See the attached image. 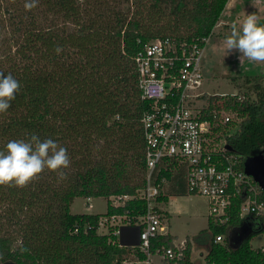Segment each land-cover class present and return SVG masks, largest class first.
Returning <instances> with one entry per match:
<instances>
[{
  "label": "trees",
  "instance_id": "obj_1",
  "mask_svg": "<svg viewBox=\"0 0 264 264\" xmlns=\"http://www.w3.org/2000/svg\"><path fill=\"white\" fill-rule=\"evenodd\" d=\"M25 2L0 0V72L21 84L11 107L0 114V150L35 134L65 147L71 163L63 180L45 170L27 187L0 186V264H131L125 261L145 257L138 247L120 246L117 235L98 228L103 216L145 212L138 198L119 206L110 201L146 185L141 119L147 102L140 97L134 58L156 38L211 36L229 0H39L31 11ZM246 77L249 84L258 80ZM253 89L256 97L244 93V101L211 96L244 116L229 143L245 156L264 146V85L257 82ZM161 177L170 179L171 194H189L179 175L164 171ZM100 196L108 200L105 213H72L75 198ZM239 203L225 224L209 219L208 264H264V252L250 244L264 231L261 224L252 225L254 232L240 247L229 241L231 231L245 223ZM219 234L226 239L216 243ZM174 240L158 236L151 252ZM18 241L28 251L21 253ZM191 252L188 244L185 258L171 264H193Z\"/></svg>",
  "mask_w": 264,
  "mask_h": 264
},
{
  "label": "built area",
  "instance_id": "obj_2",
  "mask_svg": "<svg viewBox=\"0 0 264 264\" xmlns=\"http://www.w3.org/2000/svg\"><path fill=\"white\" fill-rule=\"evenodd\" d=\"M210 38L192 41L156 38L134 58L140 97L147 102L141 119L146 185L134 195H113L110 201L119 206L138 198L144 201L145 212L139 216H103L98 228L102 234L117 235L120 246H136L145 255L126 263L155 264L156 257L177 263L185 258L186 240L173 241L171 247L162 246L155 253L151 252L152 240L168 234L166 215L159 207L164 183L170 181L161 177L164 171L172 177L179 175V183L189 194L207 200L209 218L215 225L225 224L236 201L240 200V217L250 225L259 223L264 227V191L245 171L248 156L233 151L229 143L244 116L225 102L213 103L212 95L202 89L205 80L203 59ZM228 95L240 101L247 99L242 93L221 96ZM258 153L264 158V146ZM131 229L139 231L137 244ZM225 239V234H219L214 242ZM260 249L264 252V247Z\"/></svg>",
  "mask_w": 264,
  "mask_h": 264
},
{
  "label": "rangeland",
  "instance_id": "obj_3",
  "mask_svg": "<svg viewBox=\"0 0 264 264\" xmlns=\"http://www.w3.org/2000/svg\"><path fill=\"white\" fill-rule=\"evenodd\" d=\"M231 5L234 9L239 5L240 9L234 11L226 8L211 35L203 59L205 80L202 89L209 95L245 93L255 98L256 93L253 89L255 83L260 82L264 85V63H252L243 58L240 60L241 54L238 51H232L224 57L218 48L225 37L230 35L232 24H238L247 14L255 13L260 17V21H264V0H232ZM246 76H258V80L252 79V83L249 84L246 83ZM169 198L165 205L171 216L168 218L166 216L165 219L166 232L176 235L179 241L188 238V243L192 247L193 263L208 264L206 255L209 243L198 240L200 235L207 236L206 233L209 231L210 218L207 200L195 194L170 196ZM107 207L106 197L90 199L77 197L71 205V211L74 214H96L105 213ZM255 227L257 228L258 225ZM250 244L254 249L264 247V231L254 236ZM128 256L132 257V255Z\"/></svg>",
  "mask_w": 264,
  "mask_h": 264
},
{
  "label": "clouds",
  "instance_id": "obj_4",
  "mask_svg": "<svg viewBox=\"0 0 264 264\" xmlns=\"http://www.w3.org/2000/svg\"><path fill=\"white\" fill-rule=\"evenodd\" d=\"M39 0H26L24 8L31 11ZM62 51L57 46L56 52ZM218 51L225 56L238 51L240 60L264 63V24L255 13L247 14L238 24L233 23L231 33L222 41ZM20 82L11 73L0 72V114L6 113L20 91ZM70 158L65 147L52 139L41 140L32 134L28 139H14L0 150V186L24 188L38 179L45 171L57 173L61 180L66 179L64 169L69 168ZM21 253L28 251L22 241L17 242ZM0 259L3 254L0 253Z\"/></svg>",
  "mask_w": 264,
  "mask_h": 264
},
{
  "label": "water",
  "instance_id": "obj_5",
  "mask_svg": "<svg viewBox=\"0 0 264 264\" xmlns=\"http://www.w3.org/2000/svg\"><path fill=\"white\" fill-rule=\"evenodd\" d=\"M245 171L248 175L254 177L257 183L264 191V158L261 153L248 156L245 160ZM254 232L252 225L245 222L241 227L234 229L229 234V241L234 248H238L247 240ZM2 264H17L15 261L9 260Z\"/></svg>",
  "mask_w": 264,
  "mask_h": 264
},
{
  "label": "crops",
  "instance_id": "obj_6",
  "mask_svg": "<svg viewBox=\"0 0 264 264\" xmlns=\"http://www.w3.org/2000/svg\"><path fill=\"white\" fill-rule=\"evenodd\" d=\"M231 4H232V0H229V2L227 3L226 8L229 9V10H234V11L237 10V9L238 10L240 9L239 5L236 7V9H234V7ZM215 29H216V27L214 28L213 33H214ZM175 186H177V185L175 184ZM172 188H173V186H171V182H169V181L165 182L164 183V188H163L164 189L163 190V192H164L163 195H166L167 197L165 199H160L159 200V207L163 210V212L165 213V215L167 216V218L171 216L169 210L167 209V207L165 205V204H167L168 200L170 199L169 197L170 196H188V194H186V193L185 194H177V195L176 194H171L170 189H172ZM131 230L134 233V242L137 244L138 243V239H139V231L137 229H131ZM167 233L170 234V235H172V236H174L175 237V240L174 241H176V242H180V241L186 240L187 241V244H190V243H188V240H187L188 238L182 239V240L179 241L176 235L172 234L171 232H167ZM198 238H199L198 240L201 239L203 242L208 241L207 236H201L200 235ZM191 250H192V247H191ZM193 252H194V249H193ZM191 261L193 263L192 252H191ZM155 264H171V262L170 261H162L158 257H156L155 258Z\"/></svg>",
  "mask_w": 264,
  "mask_h": 264
}]
</instances>
